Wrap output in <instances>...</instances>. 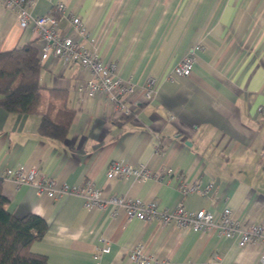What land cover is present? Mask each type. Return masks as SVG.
Instances as JSON below:
<instances>
[{"label": "crops", "instance_id": "crops-1", "mask_svg": "<svg viewBox=\"0 0 264 264\" xmlns=\"http://www.w3.org/2000/svg\"><path fill=\"white\" fill-rule=\"evenodd\" d=\"M33 16L57 14L60 34L98 51L117 74L140 87L155 78L154 94L126 99L131 114L113 110L107 96L88 97L79 87L89 71L63 65L49 56L40 61L39 112L16 114L0 108V172L33 166L59 183L90 181L104 196L156 201L160 208L183 203L188 210L220 212L228 207L242 226L264 225V0H211L198 5H160V0H33ZM208 1V0H207ZM65 5L64 15L56 11ZM81 19L79 37L71 16ZM43 40L32 24L20 26L14 11L0 1V52ZM196 44L187 77L170 73ZM0 98L2 96L0 95ZM68 120L62 140L38 132L42 113ZM110 161L152 170L172 168L175 175L139 181L108 179ZM177 174L181 175L180 180ZM179 181L211 184L205 194L183 195ZM8 210L15 216L36 214L47 223L31 250L46 264H133L126 255L142 244L147 254L173 264H260L261 245L237 246L216 228L198 231L170 223L128 219L111 207L87 210L78 196L52 198L28 185L2 181ZM110 251L95 257L98 248Z\"/></svg>", "mask_w": 264, "mask_h": 264}, {"label": "built area", "instance_id": "built-area-1", "mask_svg": "<svg viewBox=\"0 0 264 264\" xmlns=\"http://www.w3.org/2000/svg\"><path fill=\"white\" fill-rule=\"evenodd\" d=\"M1 4L8 11H14L17 15L21 27L26 28L29 24L34 26L37 35L43 40V45L39 55V61H44L49 56L61 60L63 65L76 64L89 71V77L79 91L88 97H93L99 93L107 96V102L116 111H122L125 115L131 114V110L126 106V99L139 93L146 101L152 99L154 94L155 78L147 77L145 82L138 87L137 84L128 80H123L118 74V67L115 63L104 62L98 51L94 48L86 47L85 44L73 39L69 35L60 34L59 17L51 13L46 15L33 16L29 10L34 5L33 0H0ZM65 5L57 3L56 11L61 16L64 15ZM71 24L79 37H86V28L82 25L81 19L71 16ZM201 49L200 44H196L180 59L173 67L170 75L173 78L187 77L193 70L196 60V53ZM105 175L108 179H128L134 178L139 181L147 179H160L172 177L175 172L172 168H164L160 171L150 169L144 164L137 166L123 164L118 161H110L107 165ZM180 180L179 174L176 175ZM2 180H10L15 185H28L37 191L39 195H48L52 198L63 196H78L83 200V205L87 210H105L111 207V215L114 216L119 210H123L128 219H138L141 221H157L162 225L174 224L176 227H191L198 231H206L216 228L218 235L227 239L234 238L237 246L243 248L249 244L261 245L264 248V225L242 226L234 219L228 207L220 212H213L207 209L188 210L183 203H179L174 209L160 208L156 201H144L137 197L129 196H104L100 188L94 186L90 181L81 185H69L59 183L55 178L47 177L37 166L26 170L24 165L8 168L0 172ZM179 188L183 195L190 193L205 194L211 187H206L194 181L185 183L179 181ZM109 245L98 248L99 255L108 253ZM133 264H173L168 259L158 258L152 254H147L142 244H137L126 255ZM260 264H264V255L259 259ZM185 264H189L186 262Z\"/></svg>", "mask_w": 264, "mask_h": 264}, {"label": "trees", "instance_id": "trees-1", "mask_svg": "<svg viewBox=\"0 0 264 264\" xmlns=\"http://www.w3.org/2000/svg\"><path fill=\"white\" fill-rule=\"evenodd\" d=\"M39 70V52L30 44L0 52V108L16 114L39 112ZM41 115L39 134L64 139L72 115L64 122L54 120L46 112ZM2 181L0 178V264H46L45 256L31 250L32 244L45 234L46 221L31 213L13 215L2 193Z\"/></svg>", "mask_w": 264, "mask_h": 264}, {"label": "rangeland", "instance_id": "rangeland-1", "mask_svg": "<svg viewBox=\"0 0 264 264\" xmlns=\"http://www.w3.org/2000/svg\"><path fill=\"white\" fill-rule=\"evenodd\" d=\"M199 2L198 5H204L206 3H210L211 0H196V3ZM175 5L178 3V5L181 3V5H187V0H160V5ZM245 5H252L253 0H244Z\"/></svg>", "mask_w": 264, "mask_h": 264}]
</instances>
